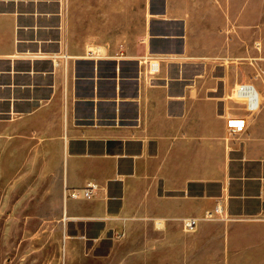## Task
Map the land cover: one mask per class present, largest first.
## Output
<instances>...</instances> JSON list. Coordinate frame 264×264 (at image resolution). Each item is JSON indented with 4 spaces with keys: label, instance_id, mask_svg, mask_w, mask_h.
<instances>
[{
    "label": "crops",
    "instance_id": "1",
    "mask_svg": "<svg viewBox=\"0 0 264 264\" xmlns=\"http://www.w3.org/2000/svg\"><path fill=\"white\" fill-rule=\"evenodd\" d=\"M223 2L150 0L134 44L91 49L63 0H0V109L57 151L64 264H264V80L241 83L259 95L249 113L193 25ZM87 183L91 198L67 196Z\"/></svg>",
    "mask_w": 264,
    "mask_h": 264
},
{
    "label": "rangeland",
    "instance_id": "2",
    "mask_svg": "<svg viewBox=\"0 0 264 264\" xmlns=\"http://www.w3.org/2000/svg\"><path fill=\"white\" fill-rule=\"evenodd\" d=\"M15 1L27 4L31 0ZM223 3V17L216 7L206 5L202 13L207 20L193 25L206 39L207 47L220 52L216 62L225 69L226 79L234 76L239 78V84L263 85L264 0ZM217 8L221 10L219 5ZM63 15L75 39L90 40L91 49L97 45L126 47L149 27L151 6L150 0H63ZM259 57L262 60H255ZM9 123L2 107L0 264H64L66 231L57 151L53 144L41 145L40 137L23 124ZM212 208L210 212H214Z\"/></svg>",
    "mask_w": 264,
    "mask_h": 264
},
{
    "label": "built area",
    "instance_id": "3",
    "mask_svg": "<svg viewBox=\"0 0 264 264\" xmlns=\"http://www.w3.org/2000/svg\"><path fill=\"white\" fill-rule=\"evenodd\" d=\"M149 64V72L151 75L158 72L159 63L151 61ZM235 98L243 103L245 109L249 113H254L259 109V100L254 89L247 84H238L235 89ZM246 126L245 119L243 117H231L226 120V129L230 134H240L244 131ZM96 185L87 183L84 187L79 189L66 188L67 196L71 199H89L93 196L96 190ZM215 216H222V211L219 208H215L214 212H209L206 215L207 219H213ZM225 217V216H224ZM196 226V220L194 218H185L182 220L183 230L186 232L194 231Z\"/></svg>",
    "mask_w": 264,
    "mask_h": 264
},
{
    "label": "bare ground",
    "instance_id": "4",
    "mask_svg": "<svg viewBox=\"0 0 264 264\" xmlns=\"http://www.w3.org/2000/svg\"><path fill=\"white\" fill-rule=\"evenodd\" d=\"M263 80H264V78H263ZM247 85H249V84H247ZM238 86V85H237ZM237 86H235L234 88H233V90H232V94H231V97H234L235 98V89H236V87ZM253 89H254V91H255V93H256V95H257V98H258V100H259V95H258V93H257V91H256V89L254 88V86H252V85H250ZM236 99V98H235ZM236 100H238V99H236ZM216 208H219V210H220V207L217 205L216 206ZM209 212H207V214H208ZM206 214V215H207Z\"/></svg>",
    "mask_w": 264,
    "mask_h": 264
}]
</instances>
